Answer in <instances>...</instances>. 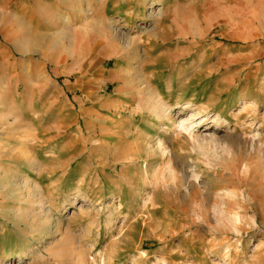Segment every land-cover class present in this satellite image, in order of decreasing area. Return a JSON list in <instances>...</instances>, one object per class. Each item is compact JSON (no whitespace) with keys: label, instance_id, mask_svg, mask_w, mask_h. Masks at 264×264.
Masks as SVG:
<instances>
[{"label":"rangeland","instance_id":"374dc122","mask_svg":"<svg viewBox=\"0 0 264 264\" xmlns=\"http://www.w3.org/2000/svg\"><path fill=\"white\" fill-rule=\"evenodd\" d=\"M57 1L44 37L0 6V264H264V0H105L138 44L162 17L141 104L105 79L124 52L92 6ZM120 120L147 133L126 178Z\"/></svg>","mask_w":264,"mask_h":264},{"label":"bare ground","instance_id":"6f19581e","mask_svg":"<svg viewBox=\"0 0 264 264\" xmlns=\"http://www.w3.org/2000/svg\"><path fill=\"white\" fill-rule=\"evenodd\" d=\"M84 1L85 0H81V5L83 4ZM108 1H110V0H108ZM97 3L100 7V9L97 8V10L100 12H103L102 7H103V5H105V0H97ZM80 11L85 12V9L82 8V9H80ZM119 14H121V13H119ZM108 18L109 17H106V19H105L103 17L102 20L96 19L95 21H93L92 24L87 23V25L90 28L92 26H95L96 28H98L100 38L102 40L106 41L108 43V45L112 44V43L114 44V47L117 48V51L114 53L119 54L120 52H124V54L118 59L116 71H113L108 76L105 75L107 77V78L105 77V79L106 80L109 79V81H115V82H118L120 84V86L118 87V90H117V93L120 94L118 96H128V92H134V93H136V96L138 97L137 102L139 104H141V95H144V92H145V91L141 90V87H140L141 83L138 79V77L141 74V69H143L145 71L148 68H151V67L154 68V66L155 67L157 66V63L151 59V55H153V53H154L153 52L154 49L151 47V44L153 43V41H155L156 43H159V42L161 43V41H162V44H163V42L168 40V37H166L165 39L164 38L162 39L163 36H160L157 32V28L159 26H161L162 17L158 21L156 18L153 19L152 15L150 16V18L157 23V26H156V28L147 32L148 34L146 36H148L149 42H146V40H145L146 37L144 35L141 37V44L136 43L137 40H130V39H127L126 36L121 35V33H119L117 31L118 29L117 30L114 29L111 22H109ZM206 33H207L206 31H202L200 39L204 40L205 39L204 36L206 35ZM181 37L185 38V36H181ZM35 41H37V38ZM141 45H143V47H144L143 52H140V46ZM157 57L159 58V56H157ZM121 60H124L125 63L127 65H129V67L126 68ZM135 62L140 63V64H138V65H140L139 66L140 68L138 67L137 71L130 69V66H133V68H134V66L136 64ZM141 64H142V67H141ZM202 71L200 70V72H202ZM157 75H159V74H157ZM179 76L184 78L186 75L183 71L182 73L179 74ZM152 80H156V78H154V79L152 78ZM192 80H194V79L190 78L189 82H192ZM157 81L161 82V78H157ZM174 81L175 80H173V82H172L171 89H173V87L175 85ZM123 98L126 99V97H123ZM115 106H116L115 102L109 100L105 103L104 108L107 110H111ZM92 113H90L88 116L90 117ZM121 117H123V116H121ZM118 124H119L118 126L114 127V128H116V131H114V133L109 132L112 135H110V136L106 135L105 140L107 141V146H108L109 150L112 152V157L109 158L111 160V163L116 164L121 159L127 160L126 161L127 163H124L125 167L122 169V173H123L122 177L126 178V177H128L129 174H130V176L132 175L130 172L132 171L133 167L135 165H138V163L141 162V158H143L142 150H140V146L138 144V141L142 140L143 137L141 138V135L144 136L147 133H145V132L141 133L140 129H137V130H135V133L137 135V137H136L137 139L135 140V142L133 141L131 143H127V138H126V136H124V131H123V129H126L125 122L120 120ZM112 129H113V126L110 125L107 128V131H111ZM117 132L119 134H121V136L117 137L118 141L116 143H114L113 145H111V142H109L113 139V137H111V136H114ZM19 157H20L21 162H22V159L26 158L27 155H25L24 152H22V153H20ZM14 159H18L20 161L19 158H13V160ZM44 159H46V158H44ZM50 159L54 160L57 158H50ZM133 161H136V163L131 165ZM29 165H30V167L33 168L35 164L32 161L29 163ZM12 169H11V171H12ZM59 169H60L59 167H55V166L53 168V170H59ZM125 174H127V175H125ZM193 193L194 194L197 193L198 196L203 195L201 191H198L195 189H194ZM42 228H43V226H42Z\"/></svg>","mask_w":264,"mask_h":264},{"label":"crops","instance_id":"0c3cea01","mask_svg":"<svg viewBox=\"0 0 264 264\" xmlns=\"http://www.w3.org/2000/svg\"><path fill=\"white\" fill-rule=\"evenodd\" d=\"M50 1L51 0H32L33 5H34L33 7L35 8L32 11H31V5H30L31 0H0V6H4L8 3L9 8L11 9V12H10V18L11 19H14V18L15 19H19V18L28 19L29 17H32L34 20L38 21V24L40 25V28L42 31L41 33L44 37L46 35V33H49V31H50V23L61 21L60 20L61 13H59L60 11L58 12L55 10L54 7L53 8L50 7ZM87 1L88 0H86V2H85L86 6L88 4L91 5L92 6L91 9H93L92 12L95 13V14H93L92 12H89L88 13L89 16H87L88 20H89V18L98 19V18H102L103 16H105V17L107 16L106 11L101 13L100 11L97 10V7L95 5L96 3L94 2V0H90V2L88 1V3H87ZM54 2L56 5L58 4L57 0H54ZM65 2L72 5L73 11L77 10L79 7V6H77V5H79V0H78V4L76 5L75 8H74L73 3H72L73 0H70V1L65 0ZM82 18H83V16H82ZM83 20H84V18H83ZM35 40H34V42H35Z\"/></svg>","mask_w":264,"mask_h":264}]
</instances>
